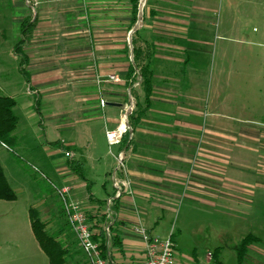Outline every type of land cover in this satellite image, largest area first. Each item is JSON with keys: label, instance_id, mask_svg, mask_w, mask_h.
<instances>
[{"label": "crops", "instance_id": "crops-1", "mask_svg": "<svg viewBox=\"0 0 264 264\" xmlns=\"http://www.w3.org/2000/svg\"><path fill=\"white\" fill-rule=\"evenodd\" d=\"M9 1L14 12L10 19L5 16V0H0V39L15 26L17 41L23 20L33 24L21 45L25 57L17 53L16 41L0 44V54L6 51L13 63L12 69L0 59V94L16 101V130L22 122L27 125L37 147L33 152L15 133L14 148H23L32 161L43 164L50 179L57 180L49 183L59 205H26L24 230L19 233L6 232L1 224L0 264H10L6 258L12 256L3 254L6 238H21L33 252L12 264H39L37 256L40 264H48L30 227V207L38 209L47 230L67 250L66 264H88L64 216L61 188H67L66 198L78 203L90 225L104 229L113 264H144V240L133 230L137 225L149 235L171 237L175 264H214L210 252L217 247L207 254H177L173 234L160 230V221L175 211L184 189L189 199L205 206L219 200L218 205L232 214L231 222L251 221L252 232L245 229L242 237L251 234L258 241L249 246L252 252L244 264H264V122L228 111L210 112L204 119L199 79L192 69L204 50V36L220 27L213 18L217 8L225 9L226 33L237 29L228 20L230 11L250 12L247 6L264 0H141L138 23L137 15L133 21L131 0H31V6L25 0ZM139 4L140 0L137 9ZM132 39L149 52L147 106L138 77L127 76L133 63ZM132 91L143 111L127 140L110 145L106 131L123 128ZM106 143L111 149L101 153L99 146ZM66 151L72 156L66 157ZM11 154L0 143V164L9 184L4 161ZM118 154L123 156L122 170H117ZM72 162L81 164V177L70 167ZM114 182L120 185L119 196ZM102 189L105 195L97 197ZM17 201L18 197L0 200V206Z\"/></svg>", "mask_w": 264, "mask_h": 264}, {"label": "rangeland", "instance_id": "rangeland-1", "mask_svg": "<svg viewBox=\"0 0 264 264\" xmlns=\"http://www.w3.org/2000/svg\"><path fill=\"white\" fill-rule=\"evenodd\" d=\"M26 4L31 5L30 2ZM247 7L250 8V12L244 13L243 8H238L228 13V20L236 23L237 29L226 33L225 23L223 24L225 9L217 8L213 18L214 24L220 27L213 28L209 34L204 36V50L201 56L194 60L195 66L192 69L199 79L196 84L197 95L203 106L204 119L210 116V112L226 114L228 111L246 120H255L261 124L264 122V2ZM10 9V1L5 0V16L8 19L14 15ZM14 29L16 27L12 26L5 37L2 36L1 45L9 46L15 43ZM0 59L7 62L5 64L13 69V63L6 51L0 54ZM18 90L20 91L21 88ZM132 96L134 99L130 100V106L126 110L127 114L123 116L124 124L128 123L130 110L138 108L136 103L138 99L136 100L134 91H132ZM70 100L71 98L69 102ZM69 102L68 105H70ZM101 106L103 107L104 104ZM125 127L127 131L128 126L125 125ZM15 133L19 135V138H23L22 141L27 148L33 152L37 149L34 134L23 122ZM110 149L108 143L103 147L99 146L101 153L103 150L108 152ZM12 153L8 155L4 164L10 184L16 190L18 201L14 205L4 203V206H0V225L3 224L6 232L19 233L24 230L25 217L22 209L26 205L37 203L41 208L47 209L52 206L57 208L59 200L49 183L52 181L57 184V180L52 177L50 179L43 164L32 161L23 148H14ZM249 163L248 165H251V161ZM90 166L93 168L96 164L90 162ZM109 183L107 179V191L110 190ZM101 192V196L99 193L97 197L105 195L103 189ZM188 193L189 191L182 190L175 201V211L165 212V218L159 220L160 230L173 234L177 254H192L193 250L195 254H207L215 247H221L220 259L223 263L235 264L234 246L244 235L242 233H247L243 232L246 231L245 229L252 232L253 223L251 221L244 224L231 222L228 219H234L231 217L232 214L225 212L223 207L218 205L220 201L215 200V197L213 200L217 205L205 206L189 199ZM10 220L19 222L10 224L8 223ZM13 241L18 243L19 248L13 246L15 245ZM24 244L25 241L21 238L5 239L3 254L12 255L6 258L10 264L12 260L15 263L19 258L23 260L25 257L23 254H33L31 249L28 250L29 247ZM251 248H248L247 254H251ZM37 259L40 264V257L37 256ZM32 260H35V256L30 258L29 263H32Z\"/></svg>", "mask_w": 264, "mask_h": 264}, {"label": "trees", "instance_id": "trees-1", "mask_svg": "<svg viewBox=\"0 0 264 264\" xmlns=\"http://www.w3.org/2000/svg\"><path fill=\"white\" fill-rule=\"evenodd\" d=\"M26 1V0H25ZM133 8V21L136 20L137 15V4L138 0H131ZM31 6V5H30ZM33 22L28 18L24 19L20 24L21 36L17 39L15 43V49L21 57H25L21 51V45L24 41V36L29 32ZM133 47V63L129 67L127 76L136 74L138 77V85L141 88L143 93V100L147 106V100L151 93V78L152 72L149 64V52L145 53L141 48L135 45V40L132 39ZM16 105V101L6 95L0 94V143L5 145L8 149L13 150L17 145L18 140L15 135V130L18 123V118L15 115L13 108ZM143 109L139 107L136 110H133L128 115V130L122 134L121 140L125 142L128 138L129 130L137 122V119L141 115ZM70 167L81 177L82 176V166L77 163H70ZM17 195L13 188L10 186L6 176L4 175L2 166L0 164V200L4 201H13L16 200ZM30 227L32 233L38 243V246L45 254L48 264H66L69 254L65 247L56 240L55 235L50 233L45 223L40 218V212L34 207H30L28 210ZM87 218V216H86ZM87 222L89 219L87 218ZM90 223V222H89ZM88 223V224H89ZM90 230L94 232L93 238L99 243L102 250V255L104 257H109L108 251V238L104 229L97 226V224L90 225ZM93 228H96L94 231ZM258 241L256 237L251 234L243 236L234 246L236 264H244L249 246ZM221 248H215L210 254L212 255L214 264H223L220 259ZM111 260V259H110ZM88 263V261H87ZM89 264V263H88Z\"/></svg>", "mask_w": 264, "mask_h": 264}, {"label": "built area", "instance_id": "built-area-1", "mask_svg": "<svg viewBox=\"0 0 264 264\" xmlns=\"http://www.w3.org/2000/svg\"><path fill=\"white\" fill-rule=\"evenodd\" d=\"M29 2L30 0H26V3ZM110 79L115 80V77L110 76ZM103 104L104 102L101 101V105ZM125 131V124H123V128L106 131V139L108 143L110 145L119 143L121 136ZM65 156L70 157L72 156V153L66 151ZM116 162L117 170H122L124 165L122 154L117 155ZM113 184L116 188V195L119 196L121 194L120 185L116 182ZM66 192L67 188H61L58 190L62 202L63 213L88 263L113 264L108 257L102 255L99 243L93 238L94 232L90 230L85 213L79 207L77 202L66 198ZM133 230L144 240V264H175L174 247L171 237L160 238L156 235H149L141 225L134 226Z\"/></svg>", "mask_w": 264, "mask_h": 264}, {"label": "water", "instance_id": "water-1", "mask_svg": "<svg viewBox=\"0 0 264 264\" xmlns=\"http://www.w3.org/2000/svg\"><path fill=\"white\" fill-rule=\"evenodd\" d=\"M141 6H142V4H141V0H140L139 9H138V14H137V23H138V21L141 19ZM137 23H136L135 26L133 27L132 31H134V30L136 29V25H137ZM125 125L128 126V123L126 122Z\"/></svg>", "mask_w": 264, "mask_h": 264}]
</instances>
